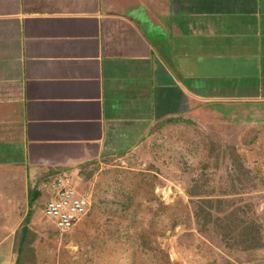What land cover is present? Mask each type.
<instances>
[{
  "label": "crops",
  "instance_id": "1",
  "mask_svg": "<svg viewBox=\"0 0 264 264\" xmlns=\"http://www.w3.org/2000/svg\"><path fill=\"white\" fill-rule=\"evenodd\" d=\"M193 121L264 164V0H0V264L32 189Z\"/></svg>",
  "mask_w": 264,
  "mask_h": 264
},
{
  "label": "rangeland",
  "instance_id": "2",
  "mask_svg": "<svg viewBox=\"0 0 264 264\" xmlns=\"http://www.w3.org/2000/svg\"><path fill=\"white\" fill-rule=\"evenodd\" d=\"M212 137L250 138L240 128L193 121L190 128H156L141 148L94 165L88 180L74 182L89 194V209L63 233L43 214L48 195L43 191L32 214L36 259L25 264H264L263 248L236 259L233 249L227 255L195 228L185 189L208 159ZM241 152L253 160L262 188V150ZM215 170L210 168L209 175L220 178L222 169ZM259 192L256 212L264 222V194Z\"/></svg>",
  "mask_w": 264,
  "mask_h": 264
},
{
  "label": "trees",
  "instance_id": "3",
  "mask_svg": "<svg viewBox=\"0 0 264 264\" xmlns=\"http://www.w3.org/2000/svg\"><path fill=\"white\" fill-rule=\"evenodd\" d=\"M240 146L239 141L212 137L208 159L201 162L199 171L190 177L185 189L196 230L216 247L223 248L227 255L233 249L236 259L239 255L264 249V222L256 212L260 180L255 177ZM210 168L222 169L220 178L215 180V176H210ZM38 194L37 190L30 191L24 224L16 230L15 264L31 263L36 259L32 214L35 201L43 196Z\"/></svg>",
  "mask_w": 264,
  "mask_h": 264
},
{
  "label": "built area",
  "instance_id": "4",
  "mask_svg": "<svg viewBox=\"0 0 264 264\" xmlns=\"http://www.w3.org/2000/svg\"><path fill=\"white\" fill-rule=\"evenodd\" d=\"M48 199L43 214L63 233L85 215L90 206L89 194L82 191L64 174L55 175L47 184Z\"/></svg>",
  "mask_w": 264,
  "mask_h": 264
}]
</instances>
